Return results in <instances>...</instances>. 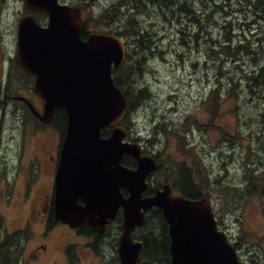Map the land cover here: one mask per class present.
Here are the masks:
<instances>
[{
  "label": "rangeland",
  "instance_id": "374dc122",
  "mask_svg": "<svg viewBox=\"0 0 264 264\" xmlns=\"http://www.w3.org/2000/svg\"><path fill=\"white\" fill-rule=\"evenodd\" d=\"M117 1L120 0H100L83 9L85 30L88 33L100 30L103 24L99 17ZM189 4L193 11L191 19L184 15V22L178 19V24L174 20L169 24L164 18L158 21L153 14L140 20L143 29L149 28L157 38L163 37L158 41L161 45L158 51L153 48L152 40L146 44L149 49L142 58L146 56L147 61L142 66L137 64L132 73V82L137 85L134 89L147 87L150 98L136 103L137 110L131 118L132 134L128 136L130 140L137 139L138 143H143L145 151L155 154L164 165L161 172L149 178L151 186L155 187L157 182L162 186L169 169L183 158H190V164L198 162L202 165L200 176L212 173V178L218 177L222 184H242L243 180L246 184V180L253 175L250 174L253 167H256L252 161L264 166V127L259 123L254 108L263 101L258 97L250 98L245 85L246 76L259 67V61H252L255 56L246 54L237 55L236 61L225 50L212 52L210 48L217 45L214 40L222 43L227 42V38L232 39L231 46L245 38L257 43L258 37L264 39V31L252 23V0H189ZM28 11L24 0H0V84L11 81V87H14L12 95L29 97L41 112L42 101L30 85L32 76L15 64L18 24ZM37 20L46 23L47 16H38ZM229 23L231 26L224 29ZM124 24L122 21L117 27ZM182 31L186 32L185 36ZM197 33L200 37L195 41ZM184 42H190L191 48L181 50L175 45ZM133 48L134 43L130 42L128 54ZM260 49L259 46L258 54ZM136 58L130 57L127 63L134 65ZM9 73L11 80L7 79ZM21 78L30 85L29 93L25 91L26 85L22 84ZM218 81L222 86L219 87L216 103L218 114L214 115L216 104L210 96L218 88ZM232 81H242L236 89L237 112L230 111L234 107V101L228 98V89L234 87ZM31 95L35 97L30 98ZM6 99L10 104L9 110L4 116L0 111V121L4 122L0 143L1 233L6 237L23 230L20 264H111L113 258L118 257L122 221L109 226L99 242V254L91 247L96 242L95 237L78 234L62 223H56L49 229V215L41 209L40 202L51 198V168L32 160L35 154L45 149L46 152L39 156L43 163L48 157V150L50 154L55 151L59 135L52 125L41 126L42 122L24 109L23 102L15 103L10 96ZM250 119L253 121L250 122ZM160 126L171 133L166 136ZM244 131L254 132L261 138L250 147L251 151L240 145L233 149L226 140L228 136L234 134L236 138L237 132ZM40 166L42 172L38 179ZM256 173H259L258 170ZM245 184L239 191L244 196L242 201L239 197L234 198V188L226 185L223 202L233 203V207L241 202V207L225 217L227 207L222 205L216 193L220 185L209 187L208 192L214 196L210 199L214 213L217 212V217L222 216L220 220L216 217L219 229L231 243L242 239V246L237 250L241 263L255 264L251 255L254 252L257 264H264V195L260 196V191L256 190L246 196ZM179 192L175 189L174 195H181ZM218 220L222 221V225ZM40 243L48 245L47 252L42 248L39 251L36 249ZM68 248L75 256L72 263L67 254ZM38 259L40 261L36 263Z\"/></svg>",
  "mask_w": 264,
  "mask_h": 264
},
{
  "label": "water",
  "instance_id": "95a60500",
  "mask_svg": "<svg viewBox=\"0 0 264 264\" xmlns=\"http://www.w3.org/2000/svg\"><path fill=\"white\" fill-rule=\"evenodd\" d=\"M100 0H91V3ZM30 13L18 24L17 57L34 77L40 112L26 97L16 96L45 125L57 110L67 117L53 191V215L72 230L88 225L104 235L122 211L118 244L120 264H139L143 242L135 231L147 214L159 209L168 224L172 264H242L236 248L219 229L211 200L174 195L169 183L146 195L149 178L160 166L143 154L138 142H127L121 125L129 106L115 84L114 69L126 62V44L114 33L91 32L83 39V8L62 0H24ZM34 13L47 15L46 25ZM112 130L104 136L105 130ZM126 156L136 167L125 166ZM126 192V195L124 194Z\"/></svg>",
  "mask_w": 264,
  "mask_h": 264
},
{
  "label": "trees",
  "instance_id": "16d2710c",
  "mask_svg": "<svg viewBox=\"0 0 264 264\" xmlns=\"http://www.w3.org/2000/svg\"><path fill=\"white\" fill-rule=\"evenodd\" d=\"M76 5L82 6L84 9L86 8V0H72ZM251 7L252 10V23L254 25H259L260 28L264 31V0H252ZM90 11V10H89ZM88 11V12H89ZM153 14V16H156L158 21H161L162 18L169 21V24L173 23V20L176 24H178V19H180L181 22H184V19L182 16H187L189 19H191V15L193 14V11L190 7L189 0H120L117 2H113L111 6L108 7L107 10H105V13L99 17L98 20L101 21L103 24L101 32L105 33H115L118 36H120L123 41L134 43V48L132 51L127 55V59L132 56H137L135 60V64H129L126 61V64L121 66L120 68L114 69L113 77L115 84L123 91V93L126 95L128 100V106L129 111L124 118V120L121 122V125L125 127L127 132L130 134L133 127H131V118L132 113L137 110V104L138 102L142 100H147L150 98V95L148 94L147 87L140 86L137 90L134 89L136 84H133L131 76L132 73L136 69L137 64H141V66L144 64V62L147 61V57H143V54L148 51L149 48H146V44L150 40H152L153 48L158 51L161 47V45H158V41L162 39L163 36L160 38H157L156 34L149 31V28L143 29L141 26V18L143 17H150V15ZM38 16H47L45 13H38L36 14V17ZM122 21L125 22L124 25H121L120 27H117L118 24H120ZM231 26V23L225 25L224 29H228ZM86 24L83 28L82 37L83 39L88 36V32L85 30ZM153 27V25L151 26ZM183 35H186V32L182 31ZM159 35V34H158ZM195 41H198L199 34L197 33L195 36ZM257 43L261 42L260 45H258L255 41H251L248 38H245L244 40L239 41L238 43L234 44V46H231L232 39L227 38V42L219 43L214 40L215 44L214 47H211L210 50L212 52H216L221 50H225L230 56L234 57L236 61H238L237 55L246 54L248 56H255L253 57L254 62L259 61V67L255 69L253 72L249 73L246 76V91L249 93L250 98L251 97H258L261 105H254L256 113V117L259 120V123L264 127V39H261L260 37L257 38ZM127 44V45H128ZM175 45L179 46L181 50H186L190 47V42H184L183 44L175 43ZM260 46V52L257 53V50ZM219 47V48H218ZM138 49V50H136ZM193 49V48H192ZM140 51V53H139ZM153 52V49H152ZM162 55L163 52H160ZM17 63V62H16ZM123 67V68H122ZM18 68V65H17ZM242 81L239 83H233L234 87L228 89V94H230L228 98L232 99L234 101V107L230 109V111L237 112V87H240ZM22 84L26 85L28 83L22 82ZM218 88L214 90L211 93V96L215 102L217 103L218 95L220 94L219 87L222 86L220 81H218ZM244 88V86H243ZM9 87H7V92H9ZM133 90V92L131 91ZM233 95V96H231ZM1 93H0V111L3 113L4 108V102L1 99ZM16 103V101H14ZM217 104L215 107V110L213 112L214 115H217ZM27 109V108H26ZM240 110V109H239ZM32 117L35 118V116L31 113V111H27ZM36 119V118H35ZM37 120V119H36ZM253 120L250 119V122ZM4 123V122H3ZM41 126H46L43 123H40ZM53 126V130L60 134L61 137H64L66 131H67V117L65 115V112L62 109H59L56 111L53 123L51 124ZM163 133L168 136L171 132L167 131L163 126L159 127ZM247 131V130H246ZM237 132L236 138L234 134L228 136L226 140L228 143H230L235 149L236 146H242L243 148H247L251 151V148L253 144L256 141H260L261 138L259 136H256L254 132ZM112 130L108 129L104 131V136H109L111 134ZM227 135V134H226ZM128 140L130 142H138V140H130L128 137ZM182 141V139H180ZM146 152V151H145ZM147 153V152H146ZM154 155V154H153ZM157 157L156 155H154ZM190 158H188L189 160ZM187 159L183 158L181 161H177L168 171V177L165 179V183H169L172 185V188L175 190L180 191L179 193L189 199L197 200L202 199L204 197H208L211 199L214 197L213 195H210L208 192L209 187L216 188L217 185H220V190H217L216 193L219 194L220 199L222 200V205L224 207H227L224 212V217L227 215H231L232 213H235L238 209V207H241V202L237 204L236 206H232L233 203H225L224 200V193L223 190L225 189L227 184L220 183V179L218 177L212 178V173H209L208 175L200 176L199 173H202V165L198 162H193V164H190ZM39 163L41 164V160H39ZM123 163L125 166L134 168L136 165V161L129 156H126L123 160ZM248 163V162H246ZM249 164V163H248ZM160 170L158 172H161L164 168V165L160 162ZM250 165V164H249ZM252 165H256V167H253L250 174H253L251 178L242 181V184H236L232 183L231 186L234 188V198L239 197L241 201L244 199V196L242 195V191L239 193V191L242 189V186H244V192L246 196H249L253 194L256 190L257 192L260 191V196L264 195V166H260L256 164V162L252 161ZM251 170V168H250ZM258 170L259 173H256ZM157 172V173H158ZM162 183L157 182L156 186H150V189L146 193V195H153L155 193V190L157 188H160ZM126 195V192H124ZM237 201V200H236ZM215 217H217V212L215 213ZM219 220L222 218L221 215L217 217ZM218 220V222H219ZM123 221V218L121 217V214L118 216V218L114 221ZM113 222V223H114ZM57 222L54 219L53 212L50 215L49 220V229H51ZM112 223V224H113ZM3 219L0 217V264H20L21 259V248H23L24 244V238L22 234L24 233L23 230L16 231L14 235H7L6 237H3V233L1 231L2 228ZM220 225H222V221L219 222ZM109 228V227H108ZM80 234L86 237H95L96 242L91 245L92 249L99 254V242L103 238L104 235H99L95 233L92 228L88 225H85L81 230ZM133 238L135 240L143 242V251L139 258V264H172L171 263V253H170V244L171 239L168 234V224L166 220L163 217L162 212L159 209H153L150 211L147 215L145 225L135 231L133 234ZM241 240H238L235 243H232L233 246L236 248V250L240 249L242 244ZM117 247V242H116ZM70 248V247H69ZM67 249L68 257L72 263L74 260V255H72L71 250ZM111 264H120L118 257L115 256L111 262Z\"/></svg>",
  "mask_w": 264,
  "mask_h": 264
},
{
  "label": "flooded vegetation",
  "instance_id": "af4514ba",
  "mask_svg": "<svg viewBox=\"0 0 264 264\" xmlns=\"http://www.w3.org/2000/svg\"><path fill=\"white\" fill-rule=\"evenodd\" d=\"M64 3H69V4H72V5H76L72 0H62ZM90 2V0H86V8H90L91 6H93L95 3H93L90 7H88V3ZM83 8V7H82ZM84 9V8H83ZM31 11H29L28 13H30ZM27 14V13H26ZM25 14V15H26ZM35 16H36V14H35ZM37 18V17H36ZM39 22V21H38ZM40 23V22H39ZM40 24H42V25H46V23H40ZM86 24V23H85ZM85 26V25H84ZM102 30H98V31H96V32H101ZM17 35H18V31H17ZM85 39H86V37H85ZM17 40H18V38H17ZM125 44H126V52H127V55H128V42H124ZM126 61H127V56H126ZM16 62H18V57H17V53H16V61H15V64H16V66H17V63ZM125 64H126V62H125ZM124 64V65H125ZM18 68H20L22 71H24L22 68H21V66H20V64H19V62H18ZM25 72V71H24ZM33 78V81H32V83L30 84V85H32L33 86V83H34V77H32ZM7 79H10L11 80V73H9L8 74V76H7ZM21 81L22 82H24L23 81V79L21 78ZM30 85L29 84H26V86H25V91L27 92V93H29L30 92V89H29V87H30ZM7 87H9L10 89H9V92H7ZM13 89H14V87H11V81L9 82V83H7L6 81H5V83H4V85H2V84H0V93H1V95L4 93V91H6V93H4V108H3V116L6 114V112L9 110V107H10V104L8 103V100L6 99L7 98V96H10L11 97V99H14V101H16L15 100V97L16 96H13L12 94L14 93V91H13ZM32 91H33V87H32ZM31 97H35V96H30V98ZM29 98V97H28ZM20 102V101H19ZM8 103V104H7ZM25 107H26V105H25ZM15 116H17V113H16V115ZM2 131H3V121L1 120L0 121V143H1V140H2ZM40 132V131H39ZM58 134V133H57ZM129 134V133H128ZM130 134H132V131H131V133ZM59 135V143H58V145H57V147H56V149H55V151L54 152H52L51 154H50V152H49V150H48V157H47V159L45 160V161H43V163H41V164H45V165H49L50 166V168H51V171H50V174H51V180H50V191L52 192L51 193V198H47L46 200H42L41 202H40V204H41V209L42 210H44L45 212H47V214L49 215V220H50V215H51V213L53 212V191H54V185H55V174H56V170H57V167H58V164H59V157H60V153H61V147H62V142H63V140H64V137H65V135H66V133H65V135H64V137H61L60 136V134H58ZM129 137V136H128ZM128 137H127V139H126V141L127 142H129V140H128ZM141 144V146L143 147V143H140ZM46 152V150L45 149H43L42 151H41V153L40 154H35V157H34V159L32 160V161H34V160H36V162L39 164V160H41L40 158H39V156H42L44 153ZM143 154H148V153H146L145 152V145H144V147H143ZM150 155H152V154H150ZM155 155V154H154ZM156 159H157V161H158V164H159V166L161 167V165H160V160H159V158H157L156 157ZM40 164V165H41ZM135 167H136V165H135ZM134 167V168H135ZM160 170V169H159ZM158 170V171H159ZM41 172H42V166H40V168L38 169V174L40 173L41 174ZM40 174H39V176H38V179L40 178ZM151 177V176H150ZM164 184H165V181L163 182ZM172 186V185H171ZM121 214V217L123 218V216H122V211H120L119 212V214H118V216ZM118 218V217H117ZM70 230H72V229H70ZM81 230V229H80ZM80 230H78V231H76V230H74V231H76V233H80ZM46 246H48L47 244H38V245H36V249H38V251H39V249H44L45 251L44 252H47V247ZM37 251V252H38ZM251 255H252V260H254L255 261V264H257L258 263V258H257V256H256V253H254V252H251ZM39 261H40V259H38V260H36V263H39ZM55 262H57V261H53V263H55Z\"/></svg>",
  "mask_w": 264,
  "mask_h": 264
},
{
  "label": "bare ground",
  "instance_id": "6f19581e",
  "mask_svg": "<svg viewBox=\"0 0 264 264\" xmlns=\"http://www.w3.org/2000/svg\"><path fill=\"white\" fill-rule=\"evenodd\" d=\"M19 62V61H18ZM22 68V67H21ZM23 69V68H22ZM24 70V69H23ZM25 71V70H24Z\"/></svg>",
  "mask_w": 264,
  "mask_h": 264
}]
</instances>
